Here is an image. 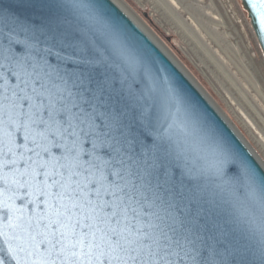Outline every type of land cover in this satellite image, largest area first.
Instances as JSON below:
<instances>
[{"label":"snow or ice","instance_id":"snow-or-ice-1","mask_svg":"<svg viewBox=\"0 0 264 264\" xmlns=\"http://www.w3.org/2000/svg\"><path fill=\"white\" fill-rule=\"evenodd\" d=\"M249 3L264 15V0ZM18 6L23 13L0 12V123L7 117L35 145L27 152L49 158L35 162L44 171L28 165L21 182L41 183V194L61 202L52 227L62 230L49 241L60 264H264V224L253 229L254 248L220 227L204 207L195 148L165 129L144 82L112 74L116 65L95 43L81 46L52 19L50 0ZM19 251L6 239L0 264H21Z\"/></svg>","mask_w":264,"mask_h":264},{"label":"water","instance_id":"water-1","mask_svg":"<svg viewBox=\"0 0 264 264\" xmlns=\"http://www.w3.org/2000/svg\"><path fill=\"white\" fill-rule=\"evenodd\" d=\"M50 3L52 19L62 30L85 48L95 43L110 57L116 65L109 69L112 74L123 73L130 81L144 82L146 93L166 118L161 121L165 129L178 143L192 145L194 158H200L204 175L198 183L204 207L222 229L235 235L238 245L254 248L253 229L264 224V167L235 130L177 64L113 0H78L75 6L73 0H50ZM242 4L264 53V15L253 9L249 0H242ZM18 5L19 0H0V12L23 13ZM50 62L56 63L54 58ZM3 90L0 82V94ZM4 120L0 123V245L14 237L21 264H39L51 259L60 264L55 255L57 249H52L49 241L54 240V231L58 237L62 230L59 225L56 229L52 227L61 202L46 194L49 189H43L45 194H41V183L25 187L21 182V173L30 171L28 165L44 171L35 162L49 158L43 153L37 157L35 152H27L25 144L28 148L35 145L24 141L22 132L9 127L7 117ZM43 179L38 177V182ZM47 183L51 185L52 181ZM148 211L165 216L158 207ZM152 220L161 227L172 223L170 219L162 222L155 216ZM171 259L174 264H194L190 257Z\"/></svg>","mask_w":264,"mask_h":264},{"label":"rangeland","instance_id":"rangeland-1","mask_svg":"<svg viewBox=\"0 0 264 264\" xmlns=\"http://www.w3.org/2000/svg\"><path fill=\"white\" fill-rule=\"evenodd\" d=\"M113 1L191 79L264 167V53L242 0Z\"/></svg>","mask_w":264,"mask_h":264},{"label":"bare ground","instance_id":"bare-ground-1","mask_svg":"<svg viewBox=\"0 0 264 264\" xmlns=\"http://www.w3.org/2000/svg\"><path fill=\"white\" fill-rule=\"evenodd\" d=\"M147 30V29H146Z\"/></svg>","mask_w":264,"mask_h":264}]
</instances>
